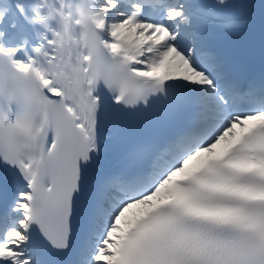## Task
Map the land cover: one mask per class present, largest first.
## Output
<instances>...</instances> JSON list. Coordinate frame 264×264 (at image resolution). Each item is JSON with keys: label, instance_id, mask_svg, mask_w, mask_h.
<instances>
[{"label": "snow or ice", "instance_id": "snow-or-ice-1", "mask_svg": "<svg viewBox=\"0 0 264 264\" xmlns=\"http://www.w3.org/2000/svg\"><path fill=\"white\" fill-rule=\"evenodd\" d=\"M0 264H264V0L0 3Z\"/></svg>", "mask_w": 264, "mask_h": 264}, {"label": "bare ground", "instance_id": "bare-ground-1", "mask_svg": "<svg viewBox=\"0 0 264 264\" xmlns=\"http://www.w3.org/2000/svg\"><path fill=\"white\" fill-rule=\"evenodd\" d=\"M11 0H0V3H9Z\"/></svg>", "mask_w": 264, "mask_h": 264}]
</instances>
